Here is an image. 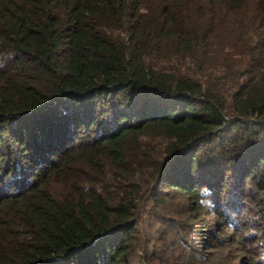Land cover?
<instances>
[{"label": "trees", "instance_id": "obj_1", "mask_svg": "<svg viewBox=\"0 0 264 264\" xmlns=\"http://www.w3.org/2000/svg\"><path fill=\"white\" fill-rule=\"evenodd\" d=\"M172 199L264 264V0H0V264H156Z\"/></svg>", "mask_w": 264, "mask_h": 264}, {"label": "rangeland", "instance_id": "obj_2", "mask_svg": "<svg viewBox=\"0 0 264 264\" xmlns=\"http://www.w3.org/2000/svg\"><path fill=\"white\" fill-rule=\"evenodd\" d=\"M213 79V77H212ZM170 202V203H168ZM165 205H163V212L166 215H173L175 218H172L171 224L168 225L167 228L164 229L163 232L160 233L159 239L157 242L152 244L150 248L154 249L157 252L158 260L155 261L156 264H208L201 260V258L196 259L195 252L197 251V247H201L200 244L194 239L193 233L194 231L189 229L190 224L193 222V219L187 218L186 221V213L182 210L179 211L178 207L181 206L184 208V203L181 201L172 199L168 201ZM146 216L142 217H147ZM140 225L143 228V221L141 216ZM181 222H179V221ZM231 230L229 228L227 231ZM157 245V246H156ZM139 252L143 253V248H139ZM240 253L237 250L229 253L228 258L229 261H233L236 264H246V260L241 259ZM264 259V258H263ZM213 261L214 264H219L220 259L218 258V253H211V257L209 259ZM203 262V263H202ZM264 263V261H261ZM228 264H231L229 262Z\"/></svg>", "mask_w": 264, "mask_h": 264}]
</instances>
